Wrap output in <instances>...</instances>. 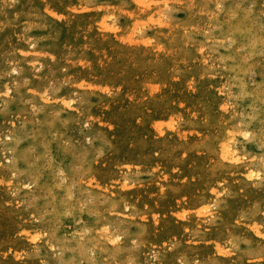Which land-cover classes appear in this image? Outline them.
Returning <instances> with one entry per match:
<instances>
[{
	"label": "rangeland",
	"instance_id": "rangeland-1",
	"mask_svg": "<svg viewBox=\"0 0 264 264\" xmlns=\"http://www.w3.org/2000/svg\"><path fill=\"white\" fill-rule=\"evenodd\" d=\"M0 261L264 264V0H0Z\"/></svg>",
	"mask_w": 264,
	"mask_h": 264
},
{
	"label": "bare ground",
	"instance_id": "bare-ground-1",
	"mask_svg": "<svg viewBox=\"0 0 264 264\" xmlns=\"http://www.w3.org/2000/svg\"><path fill=\"white\" fill-rule=\"evenodd\" d=\"M20 5H21V4H20ZM23 5H25V4H23ZM45 5H46V4H45ZM43 6H44V5H43ZM66 8H67V7H66ZM71 8H72V7H71ZM45 9H46V8H45ZM49 10H50V9H49ZM69 10H70V9H69ZM50 12H51V11H50ZM29 20H30V19H29ZM36 20H37V19H36ZM29 23H32V22H29ZM34 23H35V22H34ZM32 24H33V23H32ZM27 27H29V24H28ZM25 29H26V28H25ZM107 29H108V30L110 29V31H114V30H111L110 27L107 28ZM22 31H24V30H22ZM113 33H115V32H113ZM16 34H17V33H16ZM18 36H19V35H18ZM26 37H27V36H26ZM35 37H37V36H35ZM32 38H33V37H32ZM38 38H40V37H38ZM35 40H36V39H35ZM35 40H34V41H35ZM17 51H18V50H17ZM102 52H103V51H102ZM20 54H22V53H20ZM24 54H25V53H24ZM22 55H23V54H22ZM9 61H10V60H9ZM7 63H8V62H7ZM71 63H72V61H71ZM99 63H100V62H99ZM13 64H14V63H13ZM31 65H32V64H31ZM10 67H11V66H10ZM16 68H17V67H16ZM11 70H12V69H11ZM11 70H10V71H11ZM8 71H9V70H8ZM10 71H9V72H10ZM12 71H13V70H12ZM5 72H7V71L5 70ZM7 73H8V72H7ZM15 73H16V72H15ZM5 81H6V80H5ZM5 81H4V82H5ZM17 83H18V82H17ZM17 83H15V84H17ZM21 83H22V82H21ZM4 84H6V83H4ZM13 84H14V82H13ZM23 84H24V83H23ZM104 85H105V84H104ZM2 86H3V85H2ZM17 86H18V85H17ZM20 86H21V85H20ZM100 86H101V85H100ZM142 86H143V85H142ZM145 86H146V85H145ZM22 87H23V86H22ZM106 87H107V86H106ZM147 87H148V86H147ZM15 88H16V86H15ZM17 88H19V87H17ZM1 90H2V89H1ZM104 90H106V89H104ZM107 90H108V89H107ZM19 94H20V93H19ZM16 95H17V93H16ZM14 97H16V96H14ZM12 99H13V98H12ZM70 99H71V98H70ZM67 100H68V99H67ZM68 101H69V100H68ZM72 101H73V100H72ZM4 105H5V103H4ZM51 110H52V109H51ZM52 111H53V110H52ZM34 112H35V111H34ZM36 112H37V111H36ZM36 112H35V113H36ZM40 112H41V111H40ZM43 113H44V112H43ZM49 113H50V112H49ZM52 113H53V112H52ZM52 113H51V115H52ZM55 113H56V111H55ZM24 114H25V113H24ZM28 115H29V114H28ZM33 115H34V113H33ZM44 115H46V112H45ZM55 115H56V114H55ZM49 116H50V115H49ZM40 117H41V116H40ZM40 117H39V118H40ZM53 117H55V116L53 115ZM56 117H57V116H56ZM56 117H55L54 119H56ZM42 119H43V118H42ZM42 119H40V121H41ZM45 119H46V117H45ZM45 119H43V120H45ZM8 120H9V119H8ZM38 120H39V119H38ZM46 120H48V119H46ZM51 120H52V118H51ZM57 120H59V118H58ZM166 120H167V119H166ZM166 120H165V121H166ZM29 122H30V121H29ZM46 122H48V121H46ZM56 122H57V121H56ZM31 123H32V122H31ZM37 123H38V122H37ZM43 123H44V121H43ZM43 123H42V124H43ZM65 123H66V122H65ZM42 124H41V125H42ZM46 124H47V123H46ZM35 126H36V125H35ZM47 126H48V124H47ZM53 126H54V125H52V127H53ZM38 128H39V127H38ZM26 129H28V128H26ZM29 129H30V125H29ZM45 129H46V128H45ZM48 129H49V128H48ZM38 130H39V129H38ZM18 131H19V130H18ZM31 131H32V130H31ZM31 131H29V132H31ZM40 131H41V130H40ZM33 132H34V131H33ZM43 132H44V131H43ZM50 132H51V131H50ZM31 133H32V132H31ZM40 133H41V132H40ZM28 134H29V133H28ZM47 134H48V132H47ZM49 134H50V133H49ZM49 134H48V135H49ZM24 135H25V134H24ZM38 135H39V133L37 134V136H38ZM42 135L44 136V134H41L40 136H42ZM26 136H27V135H26ZM26 136H24V138H25ZM35 136H36V134H35ZM20 137H21V136H20ZM15 138H16V137H15ZM24 138H22V139H24ZM36 138H37V137H36ZM48 138H49V137H47V139H48ZM16 139H17V138H16ZM20 140H21V139H20ZM20 140H19V141H20ZM25 140H26V139H25ZM48 140H49V139H48ZM48 140H47V141H48ZM15 142H16V141H15ZM24 142H25V141H24ZM31 142H33V141H31ZM36 142H37V141H36ZM41 143H42V142H41ZM27 144H28V143H27ZM44 144H45V143H44ZM16 145H17V144H16ZM36 145H37V144H36ZM40 145H42V144H40ZM40 145H39V146H40ZM26 146H27V145H26ZM30 146H31V145H29V148H30ZM33 146H34V145H33ZM45 146H46V145H45ZM47 146H48V145H47ZM37 147H38V146H37ZM24 148H25V147H24ZM27 148H28V147H27ZM27 148H26V149H27ZM32 148H34V147H32ZM32 148H30V149H32ZM26 149H25V151H26ZM35 149H36V148H35ZM35 149H34V150H35ZM38 149H39V148H38ZM21 150H22V149H21ZM46 150H47V149H45V151H46ZM25 151H24V152H25ZM26 152H28V151H26ZM33 152H34V151H33ZM18 153H19V152H17V155H18ZM41 153H42V152H41ZM42 154H43V153H42ZM34 155H36V154H34ZM39 155H40V154H39ZM45 155H46V154H45ZM23 156H24V155H22V157H23ZM29 156H30V155H29ZM22 157H21V159H22ZM41 157H42V156H41ZM24 158H25V156L23 157V159H24ZM26 158H27V156H26ZM28 158H29V157H28ZM30 158H33V157H32V153H31V157H30ZM35 158H37V155H36ZM46 158H47V157H46ZM48 159H50V158H48ZM214 159H215V158H214ZM26 160H27V159H26ZM31 160H32V159H31ZM41 160H43V158H42ZM44 160H45V158H44ZM32 161L35 162L34 160H32ZM32 161H31V163H32ZM28 162H30V161H28ZM28 162H27V163H28ZM36 162H37V161H36ZM47 162H48V161H46V164H47ZM49 162L51 163V161H49ZM25 163H26V162H25ZM22 164H24V163H22ZM29 165H30V164H29ZM35 165H36V163H35ZM33 166H34V165H33ZM36 166H37V165H36ZM36 166H35V167H36ZM50 166H51V165H50ZM31 167H32V166H31ZM40 167H41V166H40ZM42 167H43V166H42ZM27 168H29V167H27ZM27 168H26V169H27ZM36 168H37V167H36ZM44 168H45V167H44ZM199 168H200V167H199ZM39 169H40V168H39ZM39 169H38V170H39ZM53 169H54V168H53ZM23 171H24V170H23ZM23 171H22V175H23ZM29 171H30V168H29ZM31 171H32V170H31ZM33 171H34V170H33ZM36 171H37V170H36ZM46 171H47V170H46ZM53 171H54V170H53ZM55 171H56V170H55ZM57 171H58V169H57ZM20 172H21V170H20ZM27 172H28V170H27ZM37 172H38V171H37ZM37 172L34 173V175L37 174ZM40 172H41V171H40ZM16 173H17V172H16ZM29 173H31V172H29ZM38 173H39V172H38ZM20 174H21V173H20ZM25 174H26V172H25ZM39 174H40V173H39ZM17 175H18V174H17ZM34 175H33V176H34ZM37 175H38V174H37ZM57 175H58V174H57ZM60 175H61V174H60ZM64 175H65V173H64ZM249 175H250V174H249ZM249 175H248V177H249ZM15 176H16V174H15ZM40 176H41V174H40ZM31 177H32V176H31ZM31 177H29V179H31ZM34 177L37 178V176H34ZM250 177H251V176H250ZM32 178H33V177H32ZM39 178H40V177H39ZM34 179H35V178H34ZM30 181L33 183L32 179H31ZM35 181H36V179H35ZM44 181H45V180H44ZM63 181H64V180H63ZM66 181H67V180H66ZM55 182H56V181H55ZM56 183H57V182H56ZM59 183H60V182H59ZM59 183H58V185H59ZM60 184H61V183H60ZM50 185H51V184H50ZM69 185H70V184H69ZM69 185H68V186H69ZM41 188H42V187H41ZM41 188H39V189H41ZM41 190H42V189H41ZM65 190H68V188H67V189L65 188ZM56 191H57V190H56ZM41 192H42V191H41ZM47 192H48V190H47ZM50 192H51V191H50ZM52 192H53V190H52ZM52 192H51V193H52ZM67 192H68V191H66V193H67ZM48 194H49V193H48ZM67 194H68V193H67ZM44 195H45V194H44ZM39 196H40V195H39ZM42 196H43V194H42L40 197H42ZM45 196H46V195H45ZM47 196H48V195H47ZM52 196H53V195H52ZM55 196H56V195H55ZM79 196H80V195H79ZM62 197H64V196H62ZM37 198H38V197H37ZM43 198H46V197L43 196ZM48 198H49V197H48ZM41 199H42V198H41ZM70 199H71V198H70ZM39 200H40V199H39ZM48 200H49V199H48ZM53 200H54V197H53ZM59 200H60V202H61V199H59ZM59 200H58V201H59ZM64 200H66V197H65ZM50 201H52V200H50ZM56 201H57V200H56ZM43 202H44V201H43ZM45 202H48V201H45ZM84 202H85V201H84ZM38 203H39V202H38ZM54 203H55V202H54ZM49 204H50V203H49ZM49 204H46V205H49ZM39 205H41V204H39ZM43 205L45 206L44 203H43ZM43 205H42V206H43ZM78 205H79V204H78ZM56 206H57V205H56ZM84 206H85V204H84ZM45 207H46V206H45ZM65 207H66V206H65ZM86 207H87V206H86ZM55 209H56V208H55ZM85 209H87V208H85ZM48 210H49V209H48ZM50 210H52V209H50ZM58 210H60V209H58ZM66 210H68V209H66ZM69 210H71V209H69ZM76 210H78V209H76ZM46 211H47V210H45L44 212L46 213ZM63 211H65V210H62V212H63ZM77 213H78V212H77ZM43 214H44V213H43ZM79 214H80V213H79ZM48 215H49V214H48ZM60 216H61V215H60ZM74 216H75V215H74ZM49 217H50V216H49ZM7 218H9V216H8ZM53 218H55V217H53ZM77 218H78V217H77ZM46 219H48V218H46ZM58 219H59V218H58ZM43 220H45V219H43ZM48 220H49V219H48ZM51 220L54 221L53 219H51ZM59 221H60V220H59ZM41 222H42V221H41ZM54 222H55V221H54ZM68 222H69V221H68ZM52 223H53V222H52ZM63 223H64V222H63ZM57 226H59V224H58ZM60 226H61V225H60ZM62 226H63V225H62ZM52 227H53V226H52ZM54 227L57 229V227H56L55 225H54ZM59 228H60V227H59ZM4 229H5V228H4ZM51 229H52V228H51ZM62 229H63V228H62ZM53 230H54V229H53ZM60 232H61V231H60ZM58 233H59V232H58ZM54 234H56V233H54ZM63 234H64V233H63ZM65 235H66V233H65ZM12 236H13V235H12ZM85 236H86V235H85ZM55 237H56V235H55ZM60 237H61V236H60ZM34 238H35V237H34ZM51 238H52V237H51ZM56 239H58V238H56ZM74 239H76V237H75ZM87 239H89V238H87ZM50 240H51V239H50ZM53 240H54V239H53ZM63 240H65V239H63ZM76 240H77V239H76ZM9 241H10V240H9ZM82 241H83V240H82ZM90 241H91V239H90ZM12 242H13V241H12ZM57 242H58V241H57ZM57 242H56V243H57ZM61 242H62V241H61ZM67 242H68V241H67ZM69 242H70V241H69ZM73 242H74V241H73ZM76 242H77V241H76ZM78 242H79V241H78ZM64 243H65V242H64ZM79 243H81V242H79ZM82 243H83V242H82ZM84 243H85V242H84ZM87 243H88V242H87ZM87 243H86V244H87ZM58 244H59V243H58ZM83 245H84V244H83ZM87 245H88V244H87ZM60 246H61V245H60ZM64 246H65V245H64ZM64 246H63V248H64ZM81 246H82V245H81ZM76 247H77V246H76ZM78 247H79V246H78ZM78 247H77V248H78ZM56 248H57V247H56ZM59 248H60V247H59ZM61 248H62V247H61ZM63 248H62V249H63ZM73 248H74V246H73ZM87 248H88V247H87ZM83 249H84V247H83ZM78 250H80V249H78ZM90 250H91V249H90ZM63 251H64V250H63ZM65 251H66V250H65ZM78 253H79V251H78ZM80 253H81V252H80ZM88 253H89V252H88ZM90 254H92L91 251H90ZM79 255H80V254H79ZM64 256H65V255H64ZM80 258H81V257H80ZM91 260H92V259H91ZM240 260H241V259H240ZM0 262H1V261H0ZM79 262H80V261H79ZM9 263H10V262H9ZM17 263H18V262H17ZM86 263H87V262H86ZM2 264H3V263H2ZM11 264H12V263H11ZM18 264H19V263H18ZM71 264H72V263H71ZM243 264H244V263H243Z\"/></svg>",
	"mask_w": 264,
	"mask_h": 264
}]
</instances>
